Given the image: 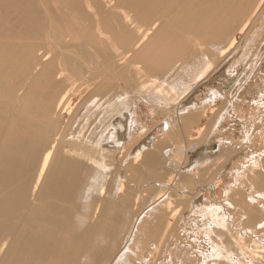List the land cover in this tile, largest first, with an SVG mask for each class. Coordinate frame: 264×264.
<instances>
[{"label":"bare ground","instance_id":"1","mask_svg":"<svg viewBox=\"0 0 264 264\" xmlns=\"http://www.w3.org/2000/svg\"><path fill=\"white\" fill-rule=\"evenodd\" d=\"M150 1L151 4L148 7V2ZM263 1L264 0L256 1L257 3L255 6L249 11L250 13L248 12L249 14L245 17L243 16L244 19L239 23L240 33L248 29L256 13L259 12L258 10L261 8ZM211 2L214 6L213 9L211 8L214 14L221 12L226 13L225 17H229L234 12L237 1L211 0ZM37 3L39 7L41 6L43 8V12L41 14L39 13V23H37L35 29H32L33 32H29V28L26 30H22L21 28L19 30H21V37H24L27 32L31 35L33 33L35 36L45 32L44 35L48 36L46 42L49 48L46 49L40 57L43 62H36V56L32 55V49L29 51L27 48L28 54L27 52L25 53L26 56H24V60L22 61V71L19 74L11 70L13 69L12 66L14 67V63L10 61L4 63L0 62V74L3 72L8 73V71L11 70L9 73L11 80H0V264H100L107 259L111 261L116 256V264H133L135 259L137 261H147L144 256V254H146L145 252L156 256L160 252L159 249L171 237L173 225L175 221L178 220L177 217L179 216L178 204H184L186 201V203L191 204L190 201L192 197L187 199L182 196L183 191L187 190L189 192L190 190L185 186L184 180L193 182L198 175L192 172L193 165L186 166L184 164L186 162V150L190 147L189 144L182 143V145H174L173 149L169 148V150H165L167 156H165V154L163 156L162 153L165 148H160V145H157V143L163 144L166 142L165 139L172 135L169 131L171 127H177V129H180L181 133H187L189 131V120L194 118V116H197V122L201 120V113H194L191 111L198 110V105L196 106L195 103L188 106L184 105L185 107L183 106V108H181V110L183 109L182 113L188 112L187 110L191 111L186 117H183V120L181 119L182 117H178V114H174L177 113V106L174 107L175 112L170 111L171 109L168 103H164L166 96L162 94L163 87L160 85V77L162 78V75L165 73L163 69L168 68L170 64L175 61L180 60L182 49L185 48V44L187 45V43H180L183 44L182 47L179 46L175 40L173 44V39L171 40L167 36H162L159 40L157 38L156 41L154 40L155 42L150 41L145 43L152 30L150 27L141 29L142 27L136 26L134 21V15L139 18L149 19L159 11H161V13L167 12V4L170 3V0H38ZM187 3L188 1H186V4ZM203 4H205V2ZM12 5L13 4H11L9 0H0V39L10 38V36L16 34L15 29L21 26L16 24V18L10 14ZM177 6L179 7V5ZM146 7L148 8L147 10ZM52 10H55L56 14L62 12V17L65 21L67 20L70 22L68 26H64V31H61L62 29H59V25L53 21L51 16L52 13L50 14ZM207 10L210 11V6ZM198 13L200 12L195 14V16L197 15L196 17L200 16ZM208 16L211 15L209 14ZM208 18L211 19L212 17ZM18 21L22 26L30 24L27 15L18 16ZM215 21L217 24L219 23L217 20ZM212 23L214 24L215 22ZM209 24L210 22L208 21V25ZM175 26H173L174 29H176ZM217 26H219V24L216 25V28ZM206 27L207 26H205V28ZM180 28H177V30ZM194 28L198 29L197 26H194ZM205 28L203 29L205 30ZM211 28L206 31L211 30ZM172 32L174 36V31ZM179 32L181 33L182 31ZM179 32L178 35H180ZM211 32L212 31H210V33ZM77 33H79V35H76ZM130 33H133V36H131ZM183 34L185 35V33ZM211 34H213V32ZM173 36L171 35V37ZM79 37L80 40L78 41ZM189 37L192 42L191 35H189ZM182 38L185 39V36ZM180 42H182V40ZM164 44L167 45L165 46ZM200 44L204 45V43ZM235 44L236 39L232 36L227 44L221 47L220 54H224L228 51L230 52ZM74 46L80 49L76 51V53L71 50ZM31 47H34V45ZM8 48H10L8 42L0 41V54ZM52 50H54L53 55H51ZM35 52L37 53V51ZM58 55L60 57L56 58ZM89 63H91V65L95 64L99 69V73L94 75L91 74L92 69H86V67H90ZM206 64V66L196 73V76L194 75L195 83L204 79L205 75L211 69L212 63L209 61ZM33 69L36 70L35 75L38 78L41 76V80H30L23 85L25 80L21 79L30 74ZM179 70L181 71L180 68ZM179 76L181 78V74ZM169 79L170 78H168V82ZM163 84L164 83H162V85ZM39 85L45 89V92L40 95L39 100H30L28 96L30 94L29 92L32 93L33 89ZM192 85L191 83H184L181 79L175 80L170 84L167 92L169 95L180 92V94L175 97L182 95L181 98H184L191 90ZM85 87L88 88V90L94 89L91 92L100 95V97L97 95V99V96H91L90 94L87 98L88 102L96 97L97 100L92 101L91 104L95 103V105H97L99 101L103 99L104 103L107 105L106 107H101L100 111L96 112L95 119L97 117L99 119L100 117L99 122L101 124L103 118L104 121L108 122V126H113L115 132H111L108 137L106 136L107 134L104 138L102 137L104 141L109 142L99 147V150L96 147H89L90 145L86 147L87 144L81 145L83 143L82 140H73L70 138L69 140L61 139L66 133L64 132V134L57 133L54 138L52 137L53 140H51V143L49 140L50 145L47 148H44L45 146L43 147L44 149L40 147V141L43 139L39 140L36 132L40 124L37 111H40L38 107L41 106L42 103V107L40 108L42 110L41 115L47 110L46 98L49 93H47L48 91L46 90L60 91L55 103V112L56 110L64 108L72 115L74 111L71 108L72 106L66 102L67 97L74 88L82 89ZM102 88H104V90L100 92ZM154 88V94L151 99H148L150 98L147 96L148 92ZM261 95L264 96V93ZM218 96L219 91L211 90L205 96L204 102H212L215 98L217 99ZM168 98L170 99L171 97ZM201 100H203V98ZM149 101H153L157 106H161L168 110L162 113L163 118L159 125L160 129L162 128L165 132H169L165 133L166 137H162L160 140H154V136L152 140L147 138L150 135H146L147 131L145 132L142 130V126H140L137 110L139 106L142 105V102L147 105ZM187 101L189 103V100ZM260 101V104L264 106V100L260 98L258 102ZM36 102L39 103L38 106ZM177 103L178 102H175L174 104ZM200 106L202 105H199V107ZM95 110L97 109H92L91 113ZM2 112L6 114L2 115ZM229 112L231 111L229 110ZM212 116L219 118L222 115L218 114L216 110L213 112ZM263 118L264 117L261 116V122ZM83 119L85 118L83 117ZM87 120L89 121V119L86 118L85 126L82 128H85L87 123L90 122ZM72 123L73 122H71V125ZM73 126L75 127V125ZM118 127L120 128L119 131ZM204 128L206 129L205 126L196 128L195 131L197 136L194 137L195 140L199 138L198 136L203 134ZM66 131L67 136H69V131ZM72 132L76 133L77 131L73 130ZM97 138H99L98 135ZM100 139L101 138H99V140ZM169 141L168 139V142ZM221 143L219 139L216 145L217 149L221 146ZM194 144L196 145L197 143L195 142ZM133 145L138 148L135 150L136 152L134 151L135 154L132 157L131 163L124 166L121 162L124 156H126L125 153L127 152V148ZM63 146L68 148L63 150L61 149ZM229 146H227V148ZM39 152H42V157L39 156V158H41V163H39L40 168L36 182L30 190V175L28 173L32 168L33 162L38 158ZM96 153L100 158L96 156ZM91 155L93 156L91 157ZM128 155L131 156L130 154ZM108 157L111 159L110 163L107 162ZM260 161H263V165L260 164L262 163ZM87 163H89L90 166L94 165L98 171L96 170L97 174L91 178L85 194V198L89 201L84 203L88 208V217L91 221L81 224L83 221L80 219V215H78V209L76 210L78 214L74 215V219L72 218V212L74 211L72 203L74 200V193H76L78 184L81 180L80 178H84L83 176L79 177L80 169L84 165H88ZM143 164L154 166L158 171L159 167L163 165L167 167L163 166L159 172L155 171L157 172L155 175L157 177L155 179L153 178L152 181L147 180L148 182L144 183V181L142 184L132 182L130 179L137 175L136 173H138L137 170H139V166ZM145 168L147 169V167ZM149 169L151 168L149 167ZM100 173L104 175V178H102L103 176ZM184 173L187 175L185 178ZM180 175L183 176V181L177 179ZM203 178L205 179V177ZM234 180L235 184H233V186L228 185L225 189V195L228 196L234 187L235 190H237L239 184L243 186L241 189L245 191L244 194L241 193V196L235 192L237 198L234 199V202L226 201L225 204L220 202L204 207L194 203L198 209L197 213L200 212L203 218L202 221H204L205 224V234H207L208 238L212 241L209 254L206 256L208 258H204L201 261L203 262L202 264H264V157L251 156L247 161V165H243L242 168L236 169L234 172ZM217 182L218 181L208 185L211 189L215 190L219 187ZM155 187L156 189L159 187V191L157 195L153 192L155 198L147 205L148 212L146 214V218L152 217L156 219H158L160 215L158 222L156 221L155 228L149 232V236H151L153 240L137 241L135 233L138 232V230L132 226L133 231L131 238L129 236L125 237L127 241L130 239V243L128 242L124 249H122V247L119 248L117 252H113L115 249H113V251L109 249L108 244L117 233L116 227L113 225L121 216L119 215L118 217V213H114L113 216V211L112 213L110 212L112 215L109 217L111 223L109 222V226L105 225L104 219L107 213H105L104 201L108 196H112L115 198L112 203L114 207H117L116 200L121 196L126 198L128 194L125 195V192L127 190H132L129 191V194L132 195L126 198V203L130 208H133L132 214H134L140 209V206L146 199L145 192ZM201 190L203 189L199 187L198 191ZM171 191L174 193L177 192L183 199L181 197L180 199L174 200L171 196ZM246 191H248L249 194L251 193V195H246ZM93 192L98 194L97 199L92 197ZM189 194L191 193L189 192ZM231 194L235 195L233 193ZM30 195L33 197L29 198ZM162 203L165 205L164 212H161L163 209ZM139 214H141V212L135 214L133 217L135 219L134 221L139 218ZM82 217L84 218L85 216L83 215ZM130 219H132V217ZM136 224H138V221ZM222 235H225L227 242H229L228 244L227 242L223 244ZM229 236H231V238ZM211 237L216 238V241L214 242ZM234 241L235 244H233ZM240 242H242V244ZM229 244H231V246H229ZM246 249L250 253L249 259L242 257L245 255L239 253L242 251L244 252Z\"/></svg>","mask_w":264,"mask_h":264},{"label":"rangeland","instance_id":"2","mask_svg":"<svg viewBox=\"0 0 264 264\" xmlns=\"http://www.w3.org/2000/svg\"><path fill=\"white\" fill-rule=\"evenodd\" d=\"M186 1H188V3H190V4H188V3L186 4ZM236 1L237 2L235 4L236 5L235 10L230 16L228 15L229 17H225L226 13H221V12H217V13H215L216 14L215 15L212 11L214 6H213L211 0H206V1L202 0V2H201V0H179V1L170 0L171 4L170 3L167 4V12H165V13H161V11H159V12L155 13L149 19L139 18L138 16L134 15V21H135L136 26H141L142 27L141 29H143L144 27H150V29L152 30L151 33L148 35V38L145 41V43L150 42V41H154V40L156 41L157 38L159 40L160 38H162V36L163 37L167 36L171 40L173 39V42H172L173 44H174V41L176 40L175 42H177L178 45L182 46V47H183V44L185 42L187 43V45L185 44V48L182 49V55L180 56L181 57L180 60L175 61L174 63L170 64V66L168 68L163 69L164 72L166 73V75L164 73L162 75V78L160 77V83H161L160 85L163 87V93L162 94H164L166 96L165 97L166 100L164 99V103H168L169 108L171 109L170 111L175 112L174 107L177 106L176 110L178 109L179 111L177 110V113H174V114H178V117H180V118L182 117L181 118L182 120H183V117H186L191 111L194 113L198 112V113H201L200 114L201 120H199L197 122V116H194V118L189 120V131L187 132L188 134L187 133H181L180 129H177V127H175V128L171 127L169 129V131L172 135L165 139L166 142H164L163 144L157 143V145H160L159 146L160 148H165L164 151L162 152L163 156H164V154H165V156H167L166 151L169 150V148L173 149L174 145H182V143L183 144L187 143V145L189 144L190 147H188V149L186 150L187 151L185 154L186 155L185 156L186 162L184 164L186 166H192L193 165L194 167L192 169V172L195 173L196 175L197 174L198 175L195 177V180H193V182L189 181L190 182L189 183L188 180H184L185 184H186L185 186L190 189L189 192L191 194H189V192L186 190V191H183L182 196L187 198V199L192 197V199L190 201L191 204L186 203L187 201L184 202V204L183 203L178 204V207H179V216L177 217L178 220H176L174 225H173L171 237L169 238V240L166 243H164V245H163L164 247L162 246L159 249L160 250L159 254H157L156 256H153L152 254L145 252L146 254H144V256L146 257L145 259H147V261H137L135 259L133 261V264H202L203 262H201V261L204 258H208L206 256L209 254L210 244L212 243V241L208 238L207 234H205L206 233L205 232V224H204V221H202L203 218H202L200 212L197 213L198 209L196 208L194 203H197L201 207H204L207 205L216 204V203H220V202L224 203V204L226 203V201L234 202L235 201L234 199L237 198L236 194L241 196V193L242 194L245 193V191H243V189H241V188H243V186L241 184H239V186H238L239 188L237 190H235V187H234L232 189V191L228 194V196H229L231 193L235 194V192H236L235 195L231 194L233 197L231 195L229 197L227 195H225V189L227 188V186L228 185L233 186V184H235L234 172L236 171V169L242 168L243 165H247V161L251 156H258L260 158L264 157V155H263L264 154V151H263V149H264V118H263L262 122L260 121L261 116L264 117V106H262L260 104L261 101L258 102L260 98H262L264 100V96L261 95L264 93V3H263L264 1L262 2L261 8H259V10H258L259 12L256 13V16L254 17L252 23L250 24L248 29L243 33L239 32V26H240L239 23H240V21H242L244 19V17L247 14L250 13L249 11L252 10V8L255 6V4L258 2V0H236ZM9 2L11 4H13L11 6L12 8L10 9V14L14 18H16V24L21 25V26H18L15 29V31H16V34H14L15 36L13 35V36H10V38L7 37V38L0 39V41L8 42L9 46H10V48H8L7 50H4V52L0 54V62L4 63V62L10 61V62L14 63V67L12 66L13 69H11V70H13L19 74L22 71V67H23L22 61L24 60V56H26L25 53L28 50L30 51L32 49L33 54L32 53L31 54L36 56V60H37L36 62H38V63L43 62L41 60L42 58H40V57H41L42 53L46 49L49 48L48 44L46 42V38L48 36L44 35L45 32L42 33L41 35H38L40 37L35 36L33 33H32V35L29 33V32H33L32 29H35V26L37 25V23H39L40 14L43 12V8L41 6L39 7V5L37 3L38 0H9ZM204 2H205V4H203ZM150 4H151V1L148 2V7ZM206 4L208 7L206 6ZM177 5H179V7ZM209 6H210V11L207 10V8H209ZM203 7L204 8L206 7V8L204 9ZM178 8H179V10H178ZM125 9L129 10L127 8H125ZM147 9L148 8L146 7V10ZM238 9H239V11H238ZM185 10H186V12H185ZM168 12H170V13H168ZM197 12H200L198 14H200L201 18L199 15H198L199 17H196L197 15L195 16V14H197ZM207 12L211 16H208L209 14ZM210 12H212L214 15ZM202 13H204L206 15H204ZM50 14L52 16L53 21L59 25V29L60 30L62 29L61 31H64V26H68L70 24V22H68L67 20L65 21V19L62 17V15H63L62 12L59 14H56L55 10H52V11H50ZM176 14L178 17L176 16ZM187 14L189 15V17ZM26 15L28 16L30 24L27 23L29 26L26 24L24 26H22V24L18 21V16H26ZM53 16H54V18H53ZM194 16L196 17V19ZM208 17H210V18L212 17V18L209 19ZM180 18H182V19H180ZM184 19H185V22H184ZM196 20H197V22H196ZM202 20H203V22H202ZM215 20H217L219 22L218 23L219 26H217V28H216V25H218V24L216 23ZM208 21L210 22L209 25H208ZM211 21L215 22V23L213 24ZM223 21H225V22H223ZM206 22H207V24H206ZM203 23H204V25H203ZM173 26H175L176 29H174ZM194 26H197L198 29L194 28ZM199 26H200V31H199ZM205 26H207V27L205 28ZM21 28H22V30H26L27 28H29V30H28L29 32H27V34H25L24 37L20 36L21 30H19V29H21ZM177 28H180V29L177 30ZM203 28H205V30ZM209 28H211V30L206 31ZM172 31H174V36H173ZM179 31H182L181 33L182 34L185 33V35L183 34V36H182V34ZM210 31H212L213 34H211L212 32L210 33ZM178 32L180 33V35H178ZM60 33H62V32H60ZM130 34H131V36H133L132 35L133 33H130ZM208 34H211V35H208ZM76 35H79V33H77ZM171 35L173 37H171ZM189 35H191L192 42H191ZM156 36H158V37H156ZM184 36H185V39L182 38ZM194 36H197V37H194ZM203 36H205V37H203ZM232 36H234V38L236 39V44L231 49L232 51L230 50V52L228 51L224 54H220L221 53V47H224ZM186 39H187V41H186ZM219 39L221 42L219 41ZM79 40H80V37L78 38V41ZM181 40H182V42H180ZM180 43H183V44H180ZM200 43H204V45L200 44ZM120 44H121V42H120ZM14 45H16V46H14ZM33 45H34V47H31ZM164 45L166 46L167 44H164ZM193 46L195 47V49ZM71 50H73L72 52L76 53V51H79L80 49L77 46H74ZM35 51H37V53ZM40 51H42V52H40ZM53 53H54V50H52L51 55H53ZM27 54H28V52H27ZM10 57H12V58H10ZM37 57H39V58H37ZM59 57H60L59 55L56 56V58H59ZM190 61L192 62V64ZM209 61L212 63L211 69L205 75L204 79H201V81L195 83L194 77L196 76V73H198L204 66H206L207 65L206 63ZM179 62H180V64H179ZM198 64H199V68H198ZM89 66L90 67H86V69L87 70L92 69L91 74L94 75V74L99 73V69L97 68V66H95V64L91 65V63H89ZM166 66H168V65H166ZM95 67H96V69H95ZM179 68L181 69V71L179 70ZM10 71H8V73L7 72L1 73L0 74V80H11L10 75H9ZM35 71L36 70L33 69L30 72V74H28L23 79H21V80H25L23 85L26 82L28 83L30 80H36V81L41 80L40 79L41 76L38 78L35 75ZM177 73L179 75L181 74V78ZM170 76L171 77L174 76V77L171 78ZM178 76H179V78H178ZM168 78H170L169 82H168ZM179 79L183 80L184 83H186V84H190V83L193 85L195 84L194 86L192 85L191 90L187 93L188 95L186 94L187 97L185 96L184 98H181L182 95L181 96L179 95L178 96L179 98H178L175 96L180 94V92L170 94V95L167 92V90H169L170 84L172 82H174L175 80H179ZM165 81H167V82H165ZM162 83H164V84L162 85ZM104 88L100 89V92H102L104 90ZM92 90H94V89L88 90V88L85 87L82 89L74 88L73 90L70 91L71 95L69 94L66 102H68L72 106L71 108L74 111L72 113V115H70L68 113V110H65L64 108H61L60 110H56V112H55V103H56V100L58 98L57 96H59V94H60V91L46 90V91H48L47 93H49L47 98H46L47 110L45 112H43V114L41 115L42 110L40 108L42 107L43 103L42 104L40 103L41 106L38 107L40 111H37L39 114L41 126L39 124L40 128L38 127L36 129V132L38 134L39 140L43 139L42 141H40V144H41L40 147L43 148L45 146L44 148H47L50 145L51 140H53V138L56 136L57 133L64 134V132H66L65 133L66 135L64 134L61 137V139H64V140L68 139L69 140V138H70L73 140H75V139L76 140H82L83 143L81 145L87 144L86 147H88L90 145L89 147L92 146L93 148L96 147L97 149H99V147H102L109 142V141H104L103 138L106 134H107L106 136L108 137L111 132H115V130L113 129V126L112 125L108 126V122L104 121L103 118H102L103 123L101 122V124L99 122L100 117H99V119H98V117L95 119V116L97 114L96 112L100 111L101 107H104V106L106 107L107 105H106V103H104L103 99L101 101H99V103L97 105H95V103L91 104L92 101H95L98 99L97 95H99L98 93H92L91 92ZM211 90L219 91L218 98L217 99L215 98L214 101H212V102H204L205 96ZM151 91H153V92H151ZM151 91H149L147 94V96L150 97L148 99H151L152 95L154 94L155 88L152 89ZM44 92H45V89L41 85L36 86L32 91L33 94L31 92H29L30 94L28 93L29 99L32 101L39 100L40 95L43 94ZM90 94H91V96H97V99H96V97H94L93 100L91 99V101L88 102L87 98H88V96H90ZM82 96H83V98H82ZM99 97H100V95H99ZM168 97H171V98L169 99ZM174 98H176V99L178 98V99L176 100ZM202 98H203V100H201ZM172 99H173V101H172ZM187 100H189V103ZM175 102H178V103L174 104ZM193 103H195L196 106L198 105L197 106L198 110H196V111L195 110H191V111L187 110L188 112L182 113L183 109L181 110V108H183L184 105L188 106V105H191ZM36 105L38 106L39 103L36 102ZM199 105H202V106L199 107ZM80 108H82V109H80ZM91 108L97 109V110H95L94 112L92 111V113H91V110H92ZM227 108H229V109H227ZM209 109H210V111H209ZM154 110H156V111H154ZM184 110H186V109H184ZM216 110L218 111V114L222 115L219 118L212 116L213 112ZM227 110H228V112H227ZM229 110L231 112H229ZM137 111H138L137 115H138V118L140 121V126H142V130H144L145 132L147 131L146 135H148V134L150 135L147 138L152 140L153 139L152 137L154 136L155 137L154 140H160V139H162V137L163 138L166 137L165 133H167L169 131L165 132V130H162V128L160 129V125H159V123L161 122V120L163 118L162 113H164L165 111H168L166 108H163L161 106H157L153 101H149V103H147V105H146V103L143 104V102H142V105L139 106ZM5 114L6 113L2 112V115H5ZM152 116H153V118H152ZM28 117H30V116H28ZM83 117L85 119L88 118L90 121L89 122L87 120L89 123H87L85 128H82L83 126H85V119H83ZM159 118H160V120H159ZM75 120H76V122H75ZM107 120H108V118H107ZM215 120H217V121H215ZM54 121H56V122H54ZM83 121H84V123H83ZM71 122H73L72 125H71ZM81 122H82V125H81ZM210 122H211V124H210ZM48 123H50V124H48ZM69 123H70V125H69ZM73 125H75V127ZM70 126H71V128H70ZM201 126H205L206 129L204 128L205 130L203 129L204 130L203 134H201V136H198L199 138H196V140H195L194 137L197 136V133L195 130H196V128L201 127ZM45 127L47 128V130ZM63 128L69 131V133H68L69 136H67V131L64 130ZM72 128H73V130H75L77 132L76 133L72 132L73 131ZM76 128H78V129L80 128L81 130L80 129L78 130ZM193 128H194V130H193ZM110 129L111 130L113 129V130L111 131ZM119 129L120 128L118 127V131H119ZM47 133H48V135H47ZM39 135L41 136V138ZM97 135L99 136V138H101L100 140H99V138H97ZM42 136H45V137H42ZM102 139H103V142H102ZM168 139L170 140L169 142H168ZM219 139L221 140L222 143H221V146H219V148L217 149L216 145L218 144ZM49 140H50V143H49ZM189 140H191V141H189ZM194 141L197 143L196 145L194 144L195 143ZM229 144H230V146H229ZM162 145H163V147H162ZM227 146H229V147L227 148ZM67 148L68 147H66V146L61 147V149H63V150H65ZM137 148L138 147H136L135 145L127 148V152L125 153L126 156H124V159L121 162L122 165L125 166V165L131 163L132 157L134 156V154L136 152L135 150ZM41 153L42 152H39L38 158L36 159V161L33 162L32 168L30 169V171L28 173L30 175V177H29V179H30L29 180V189L30 188L32 189L35 182H36V178H37L38 171L40 168L39 163H41V158H39V156L42 157ZM128 154H130L131 156H129ZM92 156L93 155H91V157ZM96 156L98 158H100V156H98L97 153H96ZM228 157H229V159H228ZM107 159H108L107 162L110 163L111 159L109 157ZM84 160H86V159H84ZM217 161H220V162H217ZM215 162H217V163H215ZM260 162H262V163H260ZM260 162L259 163L263 165V161H260ZM87 164L88 165H84L80 169L79 177L83 176L84 178H82V177L80 178L81 180L78 184V188L76 190V193H74L75 195H74V200L72 203V207L74 208V211L72 212V218L74 219V215L78 214V212H79L78 215H80L79 217H81L80 219L83 221L81 224L89 223L91 221V219L88 217L89 216L88 215V208L86 207V204H85L89 200H87L85 198V194H86V191H87L88 186L90 184L91 178L95 174H97L96 170L98 171V169L94 165H93L94 166L93 167V166H90L89 163H87ZM163 164H161V165H163ZM115 165L116 164L114 163V166ZM165 165H166V163H165ZM145 167H147V169ZM149 167L151 169H149ZM162 167H159V171L161 170ZM164 167H167V166H164ZM155 171L159 172L154 166H151V165L148 166V164L140 165L139 170H137L138 173H136L137 175L134 176V178H132L130 180L134 183L137 182L140 184H142V182H144V181H145L144 183L148 182L147 180L152 181L153 178L155 179L157 177V176H155L157 173ZM46 173H47V171H46ZM46 173H45V176H46ZM151 173H153V174H151ZM100 174L102 175V173H100ZM102 176H103L102 178H104V175H102ZM186 176L187 175L185 174L184 178ZM203 177H205V179ZM133 179H135V180H133ZM136 179H138V180H136ZM177 179L179 181H183V176L180 175V177ZM103 180H106V179H103ZM216 181H218L217 183L219 184V187L216 188L215 190H213L210 188V186L208 184L213 183V182L215 183ZM199 187H201V189H203V190L198 191ZM84 188H85V190H84ZM129 191H132V190H127L125 192V195L128 194L126 196V198L131 197V195H132V194L131 195L129 194ZM158 191H159V187H157V189L155 187V188L145 192L147 200L146 199L144 200L143 204L140 206V209L137 210L136 213H134V214H132L133 208H130L129 205H127V203H126L127 199L125 197L121 196L119 199L116 200V202H117L116 204L119 206V207L117 206L118 208L114 207V204L112 203L113 199H115V198H113L112 196H108L106 198V200L104 201V204H105L104 207L106 210L105 213H107V214H105L104 224L109 226V222L111 223L109 217L112 216L110 214V212L112 213V211H113V213H112L113 216H114V213H118L117 214L118 217H119V215L122 217V218L121 217L118 218L117 222H119V223H117L116 221H115V224L113 223L114 224L113 226L116 227L117 233L119 235L116 233L115 236L110 240V242L108 244L109 249H111L112 251H113V249H115L113 252H117V250L119 248H122V247H123L122 249H124L125 246L128 244V242L130 243V241H129L130 239L127 241L126 240L127 238H125V237L129 236L131 238L133 228H137L136 230H138V232L135 233V238L137 239V241H139V240L149 241L150 239L153 240V238H151V236H149V232H151V230H153L155 228V225L158 222L160 215L158 216V219H156V218H152V217L146 218V214L148 212L147 205L154 200L155 194L157 195ZM153 192H155V194ZM170 193H171L172 198H174V200L180 199L182 197V196L180 197L177 194V192L174 193L171 191ZM184 193H186V194H184ZM149 194H152L154 196L149 195ZM92 195H93L92 197L94 199L95 198L97 199L98 194L96 192H93ZM246 195L250 196L251 193L249 194V192L246 191ZM32 197H33L32 195L29 196V198H32ZM183 197H182V199H183ZM81 201L83 203L85 202L84 203L85 206L83 205V203ZM122 203H124V204H122ZM111 204H112V207H111ZM162 205H163V209L161 210V212H164L165 211L164 210L165 205L163 203H162ZM111 209H113V210H111ZM116 211H119L120 213L116 212ZM138 212H141V214H139L140 215V216H138L139 218L136 217L137 220L134 221L135 219L133 217L135 216V214H138ZM83 215L85 216L84 217L85 219L82 217ZM131 217H132V219H130ZM122 219H124V220H122ZM137 221H138L139 225L136 224ZM130 223H131V225H130ZM122 224H124V225H122ZM132 226H134V227L132 228ZM145 232H146V234H145ZM222 237H223L222 240H223V244H224L227 242V240H226L227 238H225V235H222ZM229 237L231 238V236H229ZM211 238L213 239L214 242L216 241V238H214V237H211ZM217 239H218V237H217ZM232 240H234V239H232ZM150 242H152V241H150ZM228 243L229 242H227V244ZM240 243L242 244V242H240ZM233 244H235V241ZM132 245H130V246H132ZM229 246H231V244H229ZM239 253H241V255H245L242 257H245L246 259H249V257H250V253L247 249L244 252L242 251ZM116 257L114 259L112 258L113 260H111V261H109L107 259V260L102 261L101 263L102 264H107V263L116 264L117 263L115 261V259H117Z\"/></svg>","mask_w":264,"mask_h":264}]
</instances>
